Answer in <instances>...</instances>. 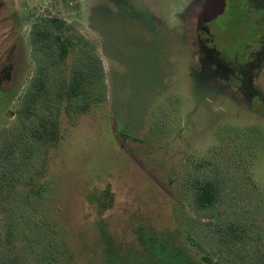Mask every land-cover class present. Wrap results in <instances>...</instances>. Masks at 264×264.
I'll list each match as a JSON object with an SVG mask.
<instances>
[{
    "label": "rangeland",
    "instance_id": "1",
    "mask_svg": "<svg viewBox=\"0 0 264 264\" xmlns=\"http://www.w3.org/2000/svg\"><path fill=\"white\" fill-rule=\"evenodd\" d=\"M202 1L0 0V144L17 130L35 141L20 110L36 22L66 20L106 74L104 102L74 112L64 100L18 185L51 231L47 264H264V16L227 0L208 34ZM207 180L220 197L199 207ZM22 251L14 264H39Z\"/></svg>",
    "mask_w": 264,
    "mask_h": 264
},
{
    "label": "trees",
    "instance_id": "2",
    "mask_svg": "<svg viewBox=\"0 0 264 264\" xmlns=\"http://www.w3.org/2000/svg\"><path fill=\"white\" fill-rule=\"evenodd\" d=\"M29 43L35 69L23 96L20 120L35 141L29 142L24 133L17 130L6 138V144H0V229L4 228L0 253L11 264L17 263L19 255L24 254L22 247L39 253V264H47L50 259L41 246L52 239L51 231L38 221L30 220L24 212L18 188L20 182L29 177L28 164L36 155V145L56 135L65 99L72 104L74 112H81L107 98L106 74L99 55L89 48L84 35L73 30L66 20L47 17L36 22L30 31ZM77 51L82 54L73 58L67 80L65 61ZM219 197L217 185L207 180L198 186L195 202L199 207H209L216 204ZM234 239L239 241L236 234Z\"/></svg>",
    "mask_w": 264,
    "mask_h": 264
},
{
    "label": "flooded vegetation",
    "instance_id": "3",
    "mask_svg": "<svg viewBox=\"0 0 264 264\" xmlns=\"http://www.w3.org/2000/svg\"><path fill=\"white\" fill-rule=\"evenodd\" d=\"M210 2L211 0H206V1H202V4L199 5L200 6V12L197 14V27L199 30H203V32H207L208 34H210V30H209V26H210V23L211 21H213L215 18H217L219 15L223 14L225 11H226V7H227V0H225V9L222 13L220 14H217V12H219V8H220V5L222 3V1L220 0H216L215 3H213L211 6H210ZM247 3L251 5V7L255 8L256 11H260L262 14H261V17L264 16V0H247ZM249 6V5H248ZM253 9V10H255ZM203 32H200L199 33V38H200V41H201V44H202V51H205L206 54H209V56L207 57V59L209 58H213L215 56V54H213V49H208L205 47V43H204V37L202 36V33ZM210 62H212L214 59H209ZM215 64L218 66L219 65V61H216ZM213 63V65H215Z\"/></svg>",
    "mask_w": 264,
    "mask_h": 264
},
{
    "label": "water",
    "instance_id": "4",
    "mask_svg": "<svg viewBox=\"0 0 264 264\" xmlns=\"http://www.w3.org/2000/svg\"><path fill=\"white\" fill-rule=\"evenodd\" d=\"M221 1H222V3L220 5V8L218 10L219 12H217V14L222 13L224 11V9H225V0H221Z\"/></svg>",
    "mask_w": 264,
    "mask_h": 264
}]
</instances>
